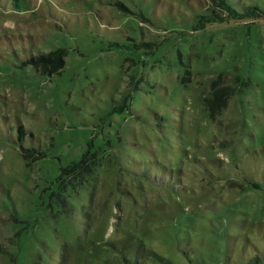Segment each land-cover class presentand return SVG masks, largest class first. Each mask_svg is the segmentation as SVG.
Returning <instances> with one entry per match:
<instances>
[{"label": "rangeland", "instance_id": "1", "mask_svg": "<svg viewBox=\"0 0 264 264\" xmlns=\"http://www.w3.org/2000/svg\"><path fill=\"white\" fill-rule=\"evenodd\" d=\"M224 1L257 11L0 0V264H264V0ZM58 48L59 73L27 62ZM88 143L93 173L56 197Z\"/></svg>", "mask_w": 264, "mask_h": 264}, {"label": "trees", "instance_id": "2", "mask_svg": "<svg viewBox=\"0 0 264 264\" xmlns=\"http://www.w3.org/2000/svg\"><path fill=\"white\" fill-rule=\"evenodd\" d=\"M215 11H212L209 18L212 20H221L224 17H240L247 14H254L257 8L254 6L246 7L243 12H237L224 0H213ZM65 50L58 48L47 53H39L35 56H30L27 60L32 64L35 69L41 73L48 75L53 73H59L64 64ZM138 80L129 78L125 90L122 92V98L130 97L132 91L136 90ZM219 76L214 79L210 84L209 96L203 98V105L210 115L220 112L221 108L225 105L226 99L231 94V88L227 85H219ZM136 85V86H135ZM17 141L20 143L24 135V129L21 125L16 127ZM91 143H88L85 150L81 153L80 157L76 161H71L63 167L59 168V172L54 178V184L56 185L58 193H52L56 197H59L67 189L70 191L76 187H79L83 181L93 173L97 164V152L90 149ZM19 153L21 157L27 161L32 162L40 157H43V153L35 150L33 147H23L19 145ZM60 203L63 201L59 198ZM160 259V258H159ZM162 261V259H160ZM165 263V262H164ZM167 264V263H166Z\"/></svg>", "mask_w": 264, "mask_h": 264}]
</instances>
